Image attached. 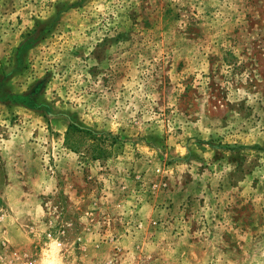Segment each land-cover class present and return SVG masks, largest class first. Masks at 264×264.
<instances>
[{
  "label": "rangeland",
  "instance_id": "1",
  "mask_svg": "<svg viewBox=\"0 0 264 264\" xmlns=\"http://www.w3.org/2000/svg\"><path fill=\"white\" fill-rule=\"evenodd\" d=\"M0 143V264H264V0H0Z\"/></svg>",
  "mask_w": 264,
  "mask_h": 264
},
{
  "label": "crops",
  "instance_id": "2",
  "mask_svg": "<svg viewBox=\"0 0 264 264\" xmlns=\"http://www.w3.org/2000/svg\"><path fill=\"white\" fill-rule=\"evenodd\" d=\"M11 141V139H9ZM0 148H2L4 150L5 146H3V144L0 143ZM14 159H11V155H5L4 153L0 152V176L2 175V171H6L8 169V176H16L18 175L17 173H19V168L18 165L16 164L18 160H20V158H17V155L14 154ZM10 162H12V164H10ZM15 164V165H13ZM8 165H12L11 168L8 167ZM13 171V172H11ZM6 187L8 188H16V185H14L13 183H11V181L6 184Z\"/></svg>",
  "mask_w": 264,
  "mask_h": 264
}]
</instances>
